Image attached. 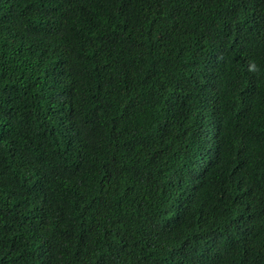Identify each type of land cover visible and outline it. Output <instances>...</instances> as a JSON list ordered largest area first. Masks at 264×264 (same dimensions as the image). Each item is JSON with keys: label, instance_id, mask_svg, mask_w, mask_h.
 Returning a JSON list of instances; mask_svg holds the SVG:
<instances>
[{"label": "trees", "instance_id": "1", "mask_svg": "<svg viewBox=\"0 0 264 264\" xmlns=\"http://www.w3.org/2000/svg\"><path fill=\"white\" fill-rule=\"evenodd\" d=\"M0 264H264V0H0Z\"/></svg>", "mask_w": 264, "mask_h": 264}]
</instances>
